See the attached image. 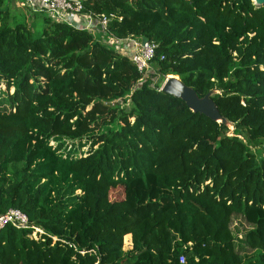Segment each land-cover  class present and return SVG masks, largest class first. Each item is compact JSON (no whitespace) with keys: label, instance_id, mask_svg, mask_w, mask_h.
<instances>
[{"label":"trees","instance_id":"1","mask_svg":"<svg viewBox=\"0 0 264 264\" xmlns=\"http://www.w3.org/2000/svg\"><path fill=\"white\" fill-rule=\"evenodd\" d=\"M11 1L0 0V215L20 210L29 225L0 231V264H264V154L250 149L264 143V7L83 0L112 17L108 38L157 45L148 74L214 91L232 136L98 33L44 11L32 29ZM63 141L89 149L64 157ZM239 217L252 227L240 238ZM33 227L44 233L31 238Z\"/></svg>","mask_w":264,"mask_h":264},{"label":"built area","instance_id":"2","mask_svg":"<svg viewBox=\"0 0 264 264\" xmlns=\"http://www.w3.org/2000/svg\"><path fill=\"white\" fill-rule=\"evenodd\" d=\"M27 0L29 7L35 12L44 11L56 22L66 23L86 30L91 33L108 38V25L112 17L105 15L94 16L84 12L83 0ZM105 1V0H103ZM254 1V0H253ZM107 45L123 56H128L137 67L143 78L153 69V61L156 56L157 45L145 39L130 37L127 39L108 38ZM25 228L29 225V218L20 210H10L0 215V231L7 226ZM44 230L33 227L31 238L36 239L42 235ZM181 264L185 263V257L180 258Z\"/></svg>","mask_w":264,"mask_h":264},{"label":"rangeland","instance_id":"3","mask_svg":"<svg viewBox=\"0 0 264 264\" xmlns=\"http://www.w3.org/2000/svg\"><path fill=\"white\" fill-rule=\"evenodd\" d=\"M34 9L32 7H28L27 5H23L21 3H19V5H15V3L13 1H11V13L12 16H15L18 20H24L27 23V25L29 27H31L32 29H35L37 26L35 25H39L41 19L38 18V15H35L34 13ZM98 40H100L101 42H107L108 38L105 37H101L99 35L95 36ZM148 79L152 80V83L154 86L157 87H162L163 83L165 81L164 78L159 77L154 75L153 73H150L147 75ZM2 89H6L5 86H2ZM14 89L10 90V94H13ZM129 101L127 100H118V101H113L111 103L112 106H119L121 109L125 108V109H129ZM5 107V106H4ZM228 127L230 129V135L233 136V129L234 127L230 124H228ZM64 146H63V150L61 151L62 155L65 157V155L68 154V152H73V151H77V152H81L84 153L89 149V144L90 142H87V145L83 148V149H79L78 146H74V148H71V144H67L65 143V141H63ZM57 144V143H56ZM54 142H51V145H56ZM250 149L256 153L258 155V158H261L264 154V143L263 144H259L255 147H250ZM124 187L123 186H117L115 188L112 189V199L113 200H118L121 201L123 200V195H124ZM231 229L233 231V234L235 237H241L242 234H244L245 232L249 231L252 229V227L247 224L241 217L239 218H235L232 221L231 224ZM132 249V245H131V240L128 241H124V251L128 252ZM255 252L248 250V249H243L241 250V254L245 257V258H251L253 257Z\"/></svg>","mask_w":264,"mask_h":264},{"label":"water","instance_id":"4","mask_svg":"<svg viewBox=\"0 0 264 264\" xmlns=\"http://www.w3.org/2000/svg\"><path fill=\"white\" fill-rule=\"evenodd\" d=\"M255 6L264 7V0H254ZM164 94L182 100L194 113L206 116L212 121L228 125V121L221 115L213 100L214 91L208 92L204 97H199L197 92L186 86L178 76H167L160 89Z\"/></svg>","mask_w":264,"mask_h":264},{"label":"crops","instance_id":"5","mask_svg":"<svg viewBox=\"0 0 264 264\" xmlns=\"http://www.w3.org/2000/svg\"><path fill=\"white\" fill-rule=\"evenodd\" d=\"M26 1L27 0H21L20 2H16V3H17V5H19V3H21V4L27 5L29 7V4ZM34 2H35V5L38 4L36 0H34ZM130 240H131V236H130ZM131 245H132V243H131Z\"/></svg>","mask_w":264,"mask_h":264}]
</instances>
